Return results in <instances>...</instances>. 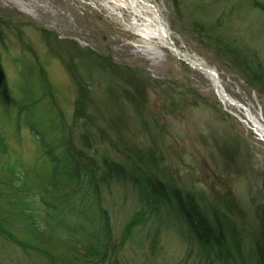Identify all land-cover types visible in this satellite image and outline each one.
Segmentation results:
<instances>
[{"label":"rangeland","instance_id":"rangeland-1","mask_svg":"<svg viewBox=\"0 0 264 264\" xmlns=\"http://www.w3.org/2000/svg\"><path fill=\"white\" fill-rule=\"evenodd\" d=\"M257 1L264 5V0ZM196 4L198 9L193 8ZM178 5L176 9L173 0H0V65L10 87L8 106L2 104L0 94V135L4 139L0 171L8 166L13 174L29 173L43 180L53 168L45 153H56L52 135L49 139V130L39 123L54 115L49 104L38 109L41 114L36 118L16 116L22 90L32 98L43 92L37 69L31 68L39 58L72 139L78 144L77 131H89L91 148L86 154L90 159L99 164L104 156L126 161L127 153L121 152L120 145L124 141L130 147L152 146L161 178L171 179L180 188L201 189L209 197L235 199L242 210L243 227L254 229L253 203L261 199L264 181V95L217 53L205 35L216 36L238 51L257 53L264 64V9L252 0H178ZM133 19L146 29L144 35L135 34L130 24ZM152 26L158 29V39L145 36L154 30ZM39 27L48 32L43 35ZM72 40L80 47L110 54L117 64L148 77L147 98L143 105L139 103V110L123 98V89L128 87L125 80L87 61V112L72 124L75 82L47 50L54 48L68 62L75 51ZM26 118L48 138L46 147L24 125ZM61 131H55L56 135ZM97 167L100 172L102 167ZM94 179L100 204L109 213L115 243L132 215L139 213L143 218L125 238L118 256L109 252V258L117 257L122 264H179L188 259L189 246L172 228L158 227H177L173 214L162 208L153 219L136 188L115 182L100 187L98 177ZM2 190L5 187L0 183ZM93 199L98 202L97 197ZM95 224L101 226L100 218ZM155 231L158 237L152 242ZM16 249L0 238V262L15 264L18 258L30 264Z\"/></svg>","mask_w":264,"mask_h":264},{"label":"trees","instance_id":"trees-1","mask_svg":"<svg viewBox=\"0 0 264 264\" xmlns=\"http://www.w3.org/2000/svg\"><path fill=\"white\" fill-rule=\"evenodd\" d=\"M173 1L174 7L178 9V0ZM252 2L254 6L264 9V5L257 0ZM198 6L196 4L193 8L198 9ZM202 9L207 14L205 7ZM228 15H231L229 10ZM39 30L43 35L48 32L42 27ZM197 30L201 31L202 28ZM205 36L209 37L208 41L213 44L217 53L237 67L245 79L264 95V64L257 53H244L233 49L228 42H221L216 36ZM2 37L0 29L1 41ZM72 43V50L75 51L68 62L54 48L47 47L48 53L61 61L69 79L75 82L72 124L86 116L87 112L89 90L85 85V78L90 74L86 69L89 66L87 61L100 65L111 75L125 80L128 87L123 89V98L132 102L139 110V106L147 98L148 77L137 73L133 67L117 64L110 54H102L88 46L80 47L74 40ZM26 47L37 58L36 52L27 42ZM38 59L31 68L37 69L43 92L39 97L32 98L22 90L17 101L16 116L19 119L25 114L30 119L36 118L41 114L38 109L49 104L48 110H52L54 115L39 123L42 128L49 130V139L52 135L56 153L53 156L45 153L53 162V168L43 180H37L29 173H24V177L17 172L13 174L8 166L0 171V183L5 187V190L0 191L1 239L13 244L17 253L30 264H122L117 257L109 258V252L117 255L125 238L132 234L134 225L143 218L139 213L132 215L124 225L121 239L115 243L109 213L100 204V190L94 189L97 186L94 178L97 176L100 187L115 182L136 188L139 198L151 209L149 213L153 219L160 211L162 213V208L176 217L179 222L177 227H158L172 228L189 246L188 259L179 264H264V181L261 199L253 203L255 226L250 231L243 227L244 220L239 218L242 210L235 199L224 198V195L209 197L201 189H182L171 179L164 176L165 181L161 178L155 168L158 161L152 146L130 147L124 141L120 145L124 148L121 152L125 150L127 153L126 161L108 156L102 158L101 164L93 161L86 154L91 148L87 138L89 131H77L79 145L72 139L69 126L65 124L63 113L58 107L53 86L46 78ZM8 84L0 65V94L4 106H8L10 100ZM30 122L28 118L23 119L24 125L40 139L42 147H46L49 144L46 140L48 138H44L41 129H36L35 124L32 126ZM61 129L60 136L56 135L55 131L58 133ZM53 139H58V142ZM3 140L0 135V142ZM2 147L5 148L6 145ZM97 166L102 167L100 172ZM94 197H97L99 203H96ZM90 210L96 211V214L89 215ZM99 218L101 226L98 227L95 222ZM25 219L31 221L22 223ZM157 237L158 231H155L152 242ZM8 255L10 256L9 253ZM15 259V264H22L23 259Z\"/></svg>","mask_w":264,"mask_h":264},{"label":"bare ground","instance_id":"bare-ground-1","mask_svg":"<svg viewBox=\"0 0 264 264\" xmlns=\"http://www.w3.org/2000/svg\"><path fill=\"white\" fill-rule=\"evenodd\" d=\"M138 5V3H136V6ZM137 15H140L139 13L137 14V13H135V16H137ZM144 23V22H143ZM142 23V24H143ZM141 24V23H140ZM148 25H149V27H151L150 26V23H147ZM144 25L146 26V22L144 23ZM161 26V25H160ZM161 28H164V27H161ZM150 32H148L147 34H145V35H147L148 37H151V36H154V35H152V34H149ZM150 35V36H149ZM210 69V68H209ZM210 71L211 72H214V70L213 69H210Z\"/></svg>","mask_w":264,"mask_h":264}]
</instances>
